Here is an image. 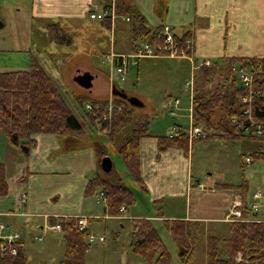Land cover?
Listing matches in <instances>:
<instances>
[{"label":"rangeland","instance_id":"374dc122","mask_svg":"<svg viewBox=\"0 0 264 264\" xmlns=\"http://www.w3.org/2000/svg\"><path fill=\"white\" fill-rule=\"evenodd\" d=\"M155 1L133 0L147 17L151 28L168 24L171 28H174L175 33L180 35L187 30L189 12L186 11V2L189 0H157L160 7H163L162 15H156L154 12ZM7 4L8 10L5 14L8 22L12 21L11 16L15 20L13 26L8 25L7 30L10 32L13 28L11 32L16 44L19 36H17V29L14 27L19 24L17 17H20L21 13L18 14V11H16L17 5L15 3ZM2 14H4L3 10ZM25 23L28 25L30 23L27 17ZM106 34L107 30L96 37L88 30L83 29L72 35L75 40L73 46H53L57 48L53 51L71 52L69 61H67L68 57L62 56L60 52H56L53 57L50 56L51 58L46 53H43V57L37 55L40 52L35 54L49 73L57 79V85L72 111L85 124L86 134L80 136L84 142L76 149L71 150L74 152L58 151L59 148L52 150L51 157L57 156V162L52 160L47 162V165L40 163L42 158L39 156L40 152L46 153V150L33 153V149H31L32 151L28 156H25L22 152L19 160L22 162V167L24 166L23 169L27 170L28 164H31V159L35 163L34 165L31 164L30 171L23 173L24 175L19 176L18 179L16 178V166L14 164L9 165L8 177L11 178L12 184L9 186L10 189L5 199L6 205L3 209L10 206L17 194L16 203H18L22 192H28L29 198L35 200L36 209L41 210L42 213H57L74 219H77L75 216L86 217L90 232L98 238L100 236L104 237L102 242L99 240L90 242L91 246L86 253V264H146L130 247L134 223L137 219L142 218L152 220L171 254V264H184L179 256L176 242L168 232L164 218L169 217L168 215L171 214L183 216L186 215L185 212L188 210L191 211L193 220L200 221L204 228L202 235H199L200 241H197L198 250L192 257L190 264H206L207 236L214 234L225 238L230 235V224L235 218H238L240 211L237 209L242 202L240 190L221 189L219 184H240L245 177L249 180L252 194L258 190H261L264 194V158L257 161L253 158L252 163L246 161V156L250 153L253 154L252 151L258 149V143L251 140L225 137L219 131L212 130L208 123H199L204 125L206 133L203 140L190 143L189 149L186 151L175 149V147L172 149L180 152L177 163L171 161L172 164L169 165L171 168H176L172 176V186L178 196L167 198L165 202H153L148 193L144 192L143 188L129 174L124 173L126 168L124 160L109 144L105 135L106 129H102V124H92L90 121L92 115L87 109V104H89L87 100L106 102V106L102 104L101 106L110 109V107L113 108L117 105L116 95L112 94V91L108 93L107 84H101L97 90L98 84L94 81L91 89H85L74 81V76L84 73L87 69L89 70L88 65H90L93 66V69L90 70L93 74L96 71L102 73L103 78L100 79V83L108 82L109 84L110 82L111 84L110 70L112 65L108 60L104 63L102 61L104 57L102 54L100 55L104 52L112 53L110 37ZM0 35H2L1 32ZM131 48L130 44L127 49L130 50ZM127 49L123 51H128ZM34 50L38 52L37 48ZM116 51L114 50V52ZM191 55L195 58L193 53ZM206 58L211 57L202 59L198 57L199 61H204ZM221 59L222 57L217 58L214 62H219ZM64 61L66 62L63 63ZM30 65V54L0 53V67H3L4 71L27 70ZM203 66L200 69H194L188 56L143 58L139 63L131 64L125 82H120L116 78L114 80L118 89H124L129 97L135 96L141 101L142 104L136 105V109L139 114L150 117L151 134L158 138L159 135H167L169 130L177 123L182 124L185 128L190 127L189 108L192 97L191 87L188 83L192 82L194 73H199ZM226 75L227 71L223 70L220 74L212 76L210 88L214 89L217 84L224 80ZM229 84H231L230 80L229 83L227 82V85ZM97 97H101V99ZM175 97L181 99L178 108L173 104L168 105L170 100ZM77 98H81L80 101ZM93 105L96 104L93 103ZM171 110H174L176 115L171 114ZM217 117L212 118V122L215 123ZM45 135L50 137L47 141H53L54 143L53 135ZM93 140L105 141L116 170L124 173L125 182L133 191L136 202L129 207L127 218L124 220L105 218L107 215L106 205L97 203V192L87 194L89 181L96 177L97 170L99 173L102 172L100 158L96 155ZM146 140L142 139L140 151L141 155L150 164L153 153L151 145ZM44 144L47 145V142H44ZM4 158V149L0 148V161L3 162ZM242 163L245 172L242 170ZM198 180L199 184H204L203 187L196 186ZM188 184L189 189L187 191ZM228 200L231 202L229 205ZM262 205L256 213L259 218H264V204ZM162 211L165 215L161 214ZM0 218L1 221L4 219L3 222L6 224H8L7 220L12 219L7 216ZM20 219L22 222L27 220L26 217H20ZM43 220L44 218L33 217V219L28 220L29 223L33 222V224L22 223V226H12V228L21 231L25 236V253L32 263L49 262L56 264L65 257L64 234L48 231L43 241L34 240L35 236L43 234V230L38 227L44 223ZM36 221L39 223L37 224ZM224 254L223 251L222 255ZM239 256L240 253L234 257L236 261H240Z\"/></svg>","mask_w":264,"mask_h":264},{"label":"trees","instance_id":"16d2710c","mask_svg":"<svg viewBox=\"0 0 264 264\" xmlns=\"http://www.w3.org/2000/svg\"><path fill=\"white\" fill-rule=\"evenodd\" d=\"M117 12L130 17L131 52L141 41H147L154 46L162 42L161 32L164 25L151 28L147 17L129 4L128 0H117ZM99 23L104 31L107 30L109 33L110 19ZM45 29L51 44L59 47L74 45L73 36L59 22L46 23ZM176 37L181 42L192 39L190 32L181 35L177 33ZM109 53H100L104 57L102 60L104 63H106V55ZM187 53L188 55L192 54L191 45ZM54 54L50 53L48 56L53 57ZM61 55L70 56L69 53ZM256 59L260 58L257 56H226L219 62H215L213 66L204 65L200 74L194 73L192 118L194 124L206 122L212 130L219 131L225 137L256 141L258 149L250 154L257 161L264 158V136H254L244 132L242 124L247 122L248 118L244 113L245 104L239 100L241 88L238 76L232 70V66L236 64L249 65L256 63ZM223 70L227 71L224 80L214 89L210 88L212 76L220 74ZM51 72L53 71L51 70ZM56 80L36 55H31V65L27 70L0 72V132L13 146L20 148L25 156L30 154L32 147L36 144L35 136L38 134L57 136L62 140L63 150L67 152L76 149L84 142L80 136L86 134V126L72 111ZM229 80L231 84L227 85ZM256 84L264 89V73L256 77ZM116 87L118 86L116 85ZM80 99L78 100L80 101ZM89 100L87 102H92L93 106L91 110H88L92 115L91 123L102 124V129H106L105 135L109 144L124 160L126 167L124 173L129 174L144 189L145 185L141 174L140 141L151 135L150 117L139 114L135 105L120 95H116L117 105L113 107L110 119L103 120L102 117L108 112V108L101 104L106 106V102ZM216 116L218 117L214 123L212 118ZM253 117L255 120L264 118V95L255 101ZM197 140H203V138L190 140L186 132L179 133L174 137L159 135V152L162 153L173 147L186 151L189 149L190 143ZM92 142L96 154L100 158V168L103 173H97L96 177L89 181L87 194L103 190L107 195V214L119 215L123 213L122 206L128 210L135 204L133 191L125 182L124 173L117 171L114 165L111 171L103 170V159L109 156L110 152L105 141L93 140ZM242 165V170L245 172L244 164L242 163ZM9 186L6 167L1 162L0 197L8 195ZM219 186L225 190H240L242 202L237 209L240 211V216L231 222V233L227 237L214 234L207 236L206 264H264V222L258 220L261 219L256 214L259 209L252 207L254 204L262 205L264 200H256L253 197L249 180L245 177L240 184L221 183ZM230 203L228 201V205ZM164 220L168 232L176 242L182 262L190 264L199 247L197 241H200L199 235H202L204 230L203 224L193 219L166 218ZM57 221L63 225L66 253L64 259L56 264H86V253L91 246L88 241L90 230L80 231L74 218H51L52 223ZM7 225L12 227L10 224ZM130 247L146 264H171V254L149 218L137 219L134 223ZM223 251L224 255H222ZM238 253L242 255L240 261H236L234 258ZM0 264L53 263H32L24 249L17 255L0 254Z\"/></svg>","mask_w":264,"mask_h":264},{"label":"crops","instance_id":"0c3cea01","mask_svg":"<svg viewBox=\"0 0 264 264\" xmlns=\"http://www.w3.org/2000/svg\"><path fill=\"white\" fill-rule=\"evenodd\" d=\"M7 3H15L17 5L16 11H18V14L21 13V16L17 17L19 24L14 27L17 29V36H19L16 44L11 32L13 28L10 32L7 30L8 25L13 26L15 22L13 16H11L12 21L8 22V18L5 14L8 10ZM111 4L117 6V0H0V32L2 33V35H0V53H20L30 54L31 56L40 52L37 55H42L41 57H43V53H46V55L56 52H60L61 54L68 52L71 54L69 51H53L57 49L53 46H59L49 42L47 31L45 29L46 23L59 22L71 35L84 29L88 30L93 36L99 37L103 34L104 28L99 22L89 18V12L92 10H101ZM129 4L133 5L138 11L145 15L133 0H129ZM2 10L4 11V14H2ZM162 11L163 7H160L159 1L156 0L154 3L155 14L162 15ZM186 11L189 12L187 18L188 25L186 27L187 30L183 33L190 32L192 38V53L197 60H199L198 57H201V59L211 57L213 60L221 57L224 58L226 56L264 57V0H189L186 2ZM26 17L30 22L29 25L25 23ZM172 29L174 30L173 27ZM129 33L130 22L121 18L114 23V27H112L111 23L110 31L107 33L110 37L111 50H117L119 53L131 52V49H127L130 45ZM35 48H37L38 52L34 50ZM125 49L128 51H123ZM70 57L71 56L68 57V61L70 60ZM88 66L90 69H87L85 72H90L93 75L92 82H97V90L101 84H107V88L109 89L108 93L112 91L113 94L114 87H112V84H110V82L109 84L108 82L100 83V79L103 78L102 73L96 71L93 74L90 71L93 69V66ZM2 68L3 67H0V72L4 71ZM56 69L58 68L56 67ZM76 76H74V81ZM97 98L101 99V97ZM49 138L50 137L45 134L36 135V144L32 148L33 153L46 150V153L40 152L39 155L41 156L40 158H42L40 163L43 165H47V162L52 160L57 162V156L51 157L50 153L52 150L59 148L58 151H64L63 143L60 138L53 135L54 143L53 141H47ZM142 139H147L146 141L151 145L153 153L150 164L148 163V160L141 155V174L144 180V189L146 188L145 190L143 189V191L148 193L153 202H165L167 198L177 197L178 194L173 190L174 188L172 186V176L174 175L176 168H171L169 165L172 164L171 161L175 162V164L177 163L180 152H176L172 150L173 148H169L160 153L158 148V138L152 134ZM44 142H47V145H45ZM0 148L4 149L5 154L4 161H0V163H4L9 185H11V178L9 179L8 177V167L10 164L16 166V178L18 179L19 176L22 177L24 175L23 173L27 172L31 168V164L34 165L35 162L31 159V164H28L27 170L23 169L24 166L22 167V162L19 160L22 151L20 148L13 146L1 132ZM97 173H99L98 170ZM198 184L199 180L197 181L196 186H198ZM188 189L189 184L186 187L187 191ZM27 195L28 198L26 203L19 205L16 203L17 194L7 209H3L6 205V196L0 197V217H11L12 219L10 221L7 220L8 224L14 227H19L22 226V223H29L28 220L33 219V217L44 218V223L42 224H45L46 220L44 215H59L57 213L50 214L48 212H40L41 210L36 209L35 200L29 198L28 192ZM127 213L128 210L119 215H107H109V219L115 218L124 220L127 218ZM161 214L165 215L164 211H162ZM185 214L186 215L183 216L175 214L168 216L171 217L170 219H194L191 217V211L187 210ZM20 217H26L27 222H22ZM3 220L4 219H2V221ZM36 223L38 224L39 222L36 221ZM29 224H33V222H30ZM38 227H40V225Z\"/></svg>","mask_w":264,"mask_h":264},{"label":"built area","instance_id":"2783aa9c","mask_svg":"<svg viewBox=\"0 0 264 264\" xmlns=\"http://www.w3.org/2000/svg\"><path fill=\"white\" fill-rule=\"evenodd\" d=\"M89 16L92 20L95 21H104L110 19L112 23V27H114V23L118 19H123L127 22H130V17L125 14H119L117 12V6L115 4L108 5L101 10H92L89 12ZM177 33L169 26L165 25L161 32L162 42L157 46L152 45L147 41H141L132 52L129 53H118L112 50V53L106 55V60H108L112 68L110 70V78L112 87H116L115 78L118 79L120 82H125L127 80L130 66L131 64H137L140 59L143 58H159V57H185L188 56V59L192 61V65L194 69H198L203 65L206 66H213L215 64L214 60L211 58H206L204 61H199L197 58H194L192 55H188L187 51L192 46V40L186 39L183 42L177 40L176 37ZM190 57V58H189ZM256 59V63L249 64V65H240L236 64L232 66V70L238 76L241 93L239 95V100L245 104L244 113L247 115L248 121L242 124L244 132L249 135L264 136V118L255 120L253 117L255 101L258 97L264 95V89L262 87H258L256 84V77L262 73H264V57L258 56ZM259 61V62H258ZM191 87V97L193 99V80L192 82L188 83ZM174 105L175 107H179L181 104V99L175 97L174 99L170 100L168 103L169 106ZM88 110L93 108L92 104H87ZM112 107L108 108V112L103 115V120L108 119L111 116ZM190 114L189 118L191 121V125L189 128L183 127L182 124L177 123L173 126L171 130L167 133L169 137H174L179 133L186 132L189 136L190 140H194L196 138H204L206 133L204 131V125L202 124H194L192 118V103L189 108ZM263 113V111H262ZM171 114L176 115L174 110H171ZM253 155L249 154L246 156V161L248 163L253 162ZM200 187H203L204 184H198ZM253 197L256 200L264 199V194L261 190H258L253 193ZM28 198L27 192H22L21 196L18 200L19 205L26 203ZM107 202V195L103 190L97 192V203L98 204H105ZM264 204V202H263ZM260 206L254 204L252 207L254 209H259ZM121 211L125 212V207H121ZM240 216V213H239ZM45 217V224H41L40 228L43 230L42 235H37L34 237L36 241H43L45 235L48 231L53 232H64L63 225L60 221L55 223L51 222V218H66L69 219V216H59V215H44ZM76 225L80 231H84L89 229L88 227V219L84 216H75ZM109 215H106L105 218H108ZM236 220V218L234 219ZM264 222V218L258 219ZM96 240L104 241V237L100 236L99 238L96 237L92 232L88 235V241L94 242ZM26 248V238L23 233L19 230L13 229L11 226L0 223V254L2 255H17L21 250ZM239 260L242 259V255L240 254Z\"/></svg>","mask_w":264,"mask_h":264},{"label":"water","instance_id":"95a60500","mask_svg":"<svg viewBox=\"0 0 264 264\" xmlns=\"http://www.w3.org/2000/svg\"><path fill=\"white\" fill-rule=\"evenodd\" d=\"M92 80H93V75L90 72L80 73L79 75H77L75 77V81L84 88H91L93 86ZM113 94L120 95L121 97L125 98L131 104H133L135 106L142 104L141 101L137 97H135V96L129 97L124 89L120 90V89H117L116 87H114ZM102 167H103V170H105L107 172L111 171V169L113 167V162H112V159L110 156H106L103 159Z\"/></svg>","mask_w":264,"mask_h":264}]
</instances>
